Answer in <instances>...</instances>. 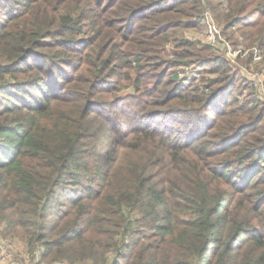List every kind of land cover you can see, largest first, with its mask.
I'll return each instance as SVG.
<instances>
[{"label": "trees", "instance_id": "trees-1", "mask_svg": "<svg viewBox=\"0 0 264 264\" xmlns=\"http://www.w3.org/2000/svg\"><path fill=\"white\" fill-rule=\"evenodd\" d=\"M72 1L0 0V221L72 263L264 264L257 88L225 53L197 85L142 73L212 0ZM221 1L264 55V0Z\"/></svg>", "mask_w": 264, "mask_h": 264}, {"label": "rangeland", "instance_id": "rangeland-1", "mask_svg": "<svg viewBox=\"0 0 264 264\" xmlns=\"http://www.w3.org/2000/svg\"><path fill=\"white\" fill-rule=\"evenodd\" d=\"M45 1H48L47 5H50L51 7L58 2V0ZM221 2V0H212V5L204 6L203 10H201L202 12H200L198 16L192 17L191 19L182 22L181 29H177L175 31V34L172 36V39L169 43L159 47L156 54H149L147 56V59L149 58V62H147L148 64L145 65V69L142 72L146 76H144L146 78L145 81H148L149 83H154L156 80L165 78V76L167 75V77L164 79V82H166L171 79L169 75L171 73L176 72H178L180 79L192 82L194 83V85L200 84L202 81H208L217 77L216 74H211L210 71L207 72V70L201 67L197 62V58L199 56L211 57L217 55L218 53H222V55H224V51L219 50L221 48L213 49V47L207 43L206 39L202 38L207 31V12L210 13L215 23L220 27L222 37L232 43L235 47L244 46L248 49L257 46L248 45L249 41L244 40L242 32L237 30L239 29V26H235L229 29L225 28V20L221 19L220 14H224V11H226V9L224 5H220ZM75 3L76 1L73 0L72 5H75ZM187 23H192L193 26H187ZM186 41L193 43V45L187 44ZM210 47L212 49H210ZM141 52L143 53V51ZM142 56L145 57L144 54H142ZM181 60L187 61L189 62V64L179 65L178 61ZM262 61L254 62L250 60L249 57H244L239 58L235 63L231 64L233 66V70L239 71L237 74L238 77L236 78V81L234 83L235 87L233 88V90L235 95L237 96L240 95L238 93L243 92V94L239 96L240 99H244L246 96L252 97V89H254L255 91L256 86H253L252 83H250L251 79H249V74H257L259 72H264V63ZM211 67V64H207L205 68L209 70V68ZM123 71L124 69L121 70V77L125 76V74H123ZM242 76L251 87L246 86L245 82L240 79V77ZM122 85L123 87L120 90L114 92L113 94L107 95L108 99L113 98L114 103H116L115 106L112 108V110L115 112L113 117H122L123 114L119 111L127 110L130 105L129 102H122L120 99L126 97L130 93H133V89L131 87H128L127 81L124 82ZM257 91L258 95L263 99L261 100L264 102V96H262L264 95V93H262L261 95V92L258 88ZM118 127L120 128L121 125H119ZM180 127L182 129H185V127H182L181 125ZM0 239L3 241L4 244H11L13 251L12 260H14L15 264H36L38 262L42 264H53L61 261H65L68 264H89V262L79 261L76 263H72L70 260H67L65 258H55L53 255L49 257L48 255H44V253H42V255H35V251L37 249L33 250V248L28 245V242L24 237L23 233H19L18 230L10 229L9 226L5 223V221H0Z\"/></svg>", "mask_w": 264, "mask_h": 264}, {"label": "built area", "instance_id": "built-area-1", "mask_svg": "<svg viewBox=\"0 0 264 264\" xmlns=\"http://www.w3.org/2000/svg\"><path fill=\"white\" fill-rule=\"evenodd\" d=\"M207 21V31L202 38L206 39L207 43L213 48H221L224 51L226 58L235 63L239 58L249 57L254 62H261L264 58L263 51L260 47L246 48L244 46L235 47L232 43L227 41L222 37V32L220 27L215 23L214 19L210 13H206ZM221 46V47H220ZM249 79L253 86L259 89V91L264 93V72H259L257 74L250 73ZM264 96V95H262ZM43 248H39L35 251V255H42ZM0 264H15L13 257V251L11 244H4L0 239ZM36 264H42L40 262ZM53 264H68L65 261L56 262Z\"/></svg>", "mask_w": 264, "mask_h": 264}]
</instances>
